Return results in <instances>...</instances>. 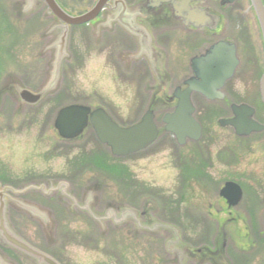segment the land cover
I'll return each instance as SVG.
<instances>
[{
  "label": "rangeland",
  "instance_id": "1",
  "mask_svg": "<svg viewBox=\"0 0 264 264\" xmlns=\"http://www.w3.org/2000/svg\"><path fill=\"white\" fill-rule=\"evenodd\" d=\"M61 2L76 13L90 8L95 0ZM38 7V0H0V184L15 190L29 185L66 187H60L65 195L49 199L30 193L23 197L44 217L16 208L10 200L15 198L8 193L6 218L15 234L59 264H173L169 251L174 240L161 229L154 230L153 224L170 227L178 234L180 245L191 252L214 249L215 232L221 225L226 233V258H221L220 264H264V252L255 256L240 247L245 229L250 233L247 241L251 237L250 242L257 240L247 224L238 221L224 225L222 215V224L208 216V205H215V193L221 187H196V182L181 172V166L189 165L194 153L205 163L207 151L222 152L227 145L237 148L233 137L224 140L226 134L220 135L215 129L213 141L205 135L198 143L179 147L164 133L161 119L168 111L153 103L159 98L158 82L144 65L128 68L130 60L125 63L124 59L132 46L121 30L104 37L101 43L93 38L90 27L82 36H71L52 92L36 106L21 104L16 89L39 93L55 72L57 51L47 43L51 35L45 33L52 21L44 9L33 13ZM36 24H40L38 29ZM158 51L159 55L167 53L170 71L178 68L173 63L176 58L180 60L176 47L162 44ZM184 55L180 63L186 72L192 53L187 49ZM8 86L13 89L5 90ZM70 104L103 108L122 126L139 121L151 107L159 137L146 151L122 159L113 158L91 129L75 141H63L53 123L56 112ZM252 147L241 150L237 161L232 158L230 168L212 164L202 173L255 172L260 164L254 159L261 147ZM190 167L187 173L192 176L193 163ZM203 182L207 183L206 179ZM49 188L55 187H45ZM114 205L121 208L116 210ZM129 213L134 214L135 221ZM254 226L259 229L258 222ZM0 259L2 264H36L1 248ZM183 264L198 263L186 256Z\"/></svg>",
  "mask_w": 264,
  "mask_h": 264
},
{
  "label": "flooded vegetation",
  "instance_id": "2",
  "mask_svg": "<svg viewBox=\"0 0 264 264\" xmlns=\"http://www.w3.org/2000/svg\"><path fill=\"white\" fill-rule=\"evenodd\" d=\"M38 1L40 7H38L36 13L44 9L45 14L52 21L49 24L50 28L45 33L48 32L51 35L47 43L51 42L54 46L52 49L56 50L57 54H62L61 47L63 42V52L65 53V49H68V44H70L73 35L82 36V33L87 32L88 27L93 29V38H98V43L104 41V37L121 30L127 36L130 46H132V50L129 53L131 60L128 63V68L132 69L133 65H144L149 75H151L149 63L155 64L158 61L157 53L150 52V48L158 50L162 44L174 46L176 47L177 57L179 55L180 60L185 58L184 54L188 49L192 56L186 63V72H183L184 66L178 58H176L177 62L173 63L179 69L176 68L170 71L167 53L165 51V54L161 53L163 70L166 78L170 79V83L167 88L157 90L159 98L155 97L156 101L154 100L153 103L163 106L168 113L172 112L177 104V100L173 98V95L177 92H184L188 88L184 85L187 80L190 79L195 83H200V69L202 68V63L199 62L200 58H204L206 53L211 52V50L219 51L221 49L224 54L227 52L229 56H233V61L229 62V68L233 64L231 76L216 91L220 96H213L212 100H208L198 92L193 91L191 93V102L195 110L194 118L201 129L199 140L193 143H198L205 135L209 138V142L213 141L212 133L217 129L220 135L226 134L224 140L232 136L237 148H231L227 145L222 152L210 153L207 151L205 163H201L202 158L199 154L194 153L192 158H190V163L194 165L193 169H191L192 176L187 173L189 172L187 167H190V163L189 165L184 164V168L181 166V172L184 178L189 176L190 179H193L192 181L196 182L194 184L196 187H221L215 193L217 200L214 204L218 209L215 210V205L209 204L208 216L221 223L222 221H220L219 217L222 215L225 217L223 219L224 225L238 221L247 224V228L253 232L257 240L250 242L251 237L247 241L250 233L245 229V235L242 238L244 241L241 242L240 247L246 254L253 253L256 256L259 253H263L264 103L261 96V81L264 77V33L262 29L264 28V0H259L262 6L261 11L254 7L252 0H174L176 3L181 4L180 8H174L170 3H162L159 7L153 8L150 2H147L148 0H107L95 20L80 26H66L54 15L43 0ZM54 1L65 14L79 16L90 10L97 0L90 8L76 13L71 10L68 4L62 3L61 0ZM26 9L28 8L26 7ZM122 21L131 26L130 32L121 26ZM36 25L35 28L38 29L40 24ZM217 45L219 46L216 47ZM222 47L226 48L223 49ZM192 59H194L193 64L190 63ZM65 63L62 66V76L65 74ZM125 63H127L126 60ZM177 76L180 78L179 80L176 79L173 84L172 80ZM12 89V86L5 88L7 91ZM153 103L151 105H154ZM240 106H247L252 109L253 115L251 119L259 127V131L251 132L247 136H238L231 126H221L220 121L232 120L234 118V108ZM148 109L152 111L151 107ZM207 111L208 113L206 114L205 112ZM216 114L219 117L214 119ZM252 145L261 147L259 155L255 156L254 159L256 163L260 164V167L255 172L249 174L247 172H234L230 174L225 171L213 174L207 173L205 176L204 172L202 173V169L209 166L212 168V164L230 168L231 159L233 158L234 161H237L241 150L250 148ZM205 179L207 183L203 182ZM226 184H232V187H239L240 200L235 206H229L230 201H233L232 191L227 193L229 200L220 195L221 189ZM26 187H55L52 188L55 190L50 191V188H44V192L42 190L24 192L18 197L23 203L26 201L23 197L29 193L40 195L45 199H49L52 196L56 197L60 194L65 195V191L60 187L66 186L54 184V186L29 185ZM256 221L259 223V229H255L254 224L257 223ZM225 236L224 228L220 225L215 232L217 240L214 249L199 248L196 253H193V263L220 264L221 258H226L224 249L226 247ZM24 242L28 244L26 241ZM28 245L31 246L30 244ZM0 248L12 251L7 248Z\"/></svg>",
  "mask_w": 264,
  "mask_h": 264
},
{
  "label": "water",
  "instance_id": "3",
  "mask_svg": "<svg viewBox=\"0 0 264 264\" xmlns=\"http://www.w3.org/2000/svg\"><path fill=\"white\" fill-rule=\"evenodd\" d=\"M44 1L61 22L65 25L72 26L86 24L94 20L107 2V0H98L90 11L77 17H71L62 12L54 0ZM252 1L254 7L261 11L262 6L260 1ZM147 2H150L153 8L159 7L162 3H170L174 8H180L181 5L176 3L174 0H148ZM119 3L123 6L121 2ZM121 26L126 31H131V26H128L125 21L121 22ZM262 29L264 33V28ZM222 48L225 49L226 47ZM221 50H211V52L206 53L204 58L199 59V62L202 63L199 77L201 80L200 83H195L191 80L187 81L186 85L188 88L182 93L177 92L174 94V98L178 100L175 110L173 113L165 115L162 119V123L165 125L164 131L171 133L177 144L180 146L184 145L186 140L197 141L201 135L200 126L193 119L194 108L190 101L191 93L196 91L205 96L207 99L212 100L213 96H220L216 91H218L222 87L223 83L231 76L233 64L230 66L231 68H229V62L233 61V56H229L227 52L224 54ZM61 59L62 54L59 53L55 63L54 77L52 78V81L39 93H32L26 89L17 90L22 103L35 106L48 92L52 90L57 78H59ZM193 63L194 60H192V64ZM150 64L152 65V75L158 82L159 87H164L165 77L163 76L159 63ZM261 96L264 103V77L261 81ZM233 115L234 118L232 120L220 121L221 126H231L238 136H247L251 132L259 131V127L251 119L253 115L252 109L247 106H240L234 108ZM88 125L93 129L96 140L100 144L108 147L111 155L117 158L126 157L145 150L156 140L158 135L156 126L153 122V114L150 111H147L143 115L138 124L127 128H120L102 109H96L91 112L90 109L85 106L69 105L58 111L54 122V128L57 130L58 135L65 140H73L77 138ZM29 190H43V187H28L22 192H16L10 188H4L0 191V240L26 257L31 258L37 264H57L48 256L29 247L17 238L14 233L10 231L6 222V192L9 191L13 195H19ZM231 191L233 193V201H230V207L235 206L240 200L239 187H232V184H226V186L220 191V195L226 200H229L227 193ZM15 204L32 215L44 217V215H41V213L35 211L27 205L19 202H15ZM84 210H86L93 219L99 220L95 217V215H93V213H91V210L89 211L87 207H85ZM123 212L126 211L123 210ZM129 214L132 216L134 215L133 213ZM125 215H127V213H125ZM132 220L135 221L134 216ZM135 223L136 225L138 224L137 222ZM152 228L154 230L161 229V231H164V233L169 235L170 239L174 240V248L171 251L168 250L172 253L173 264H183L186 256H192V252L188 248L180 245V240L177 236L178 234L172 231L170 227L153 224ZM0 264H2L1 260Z\"/></svg>",
  "mask_w": 264,
  "mask_h": 264
}]
</instances>
